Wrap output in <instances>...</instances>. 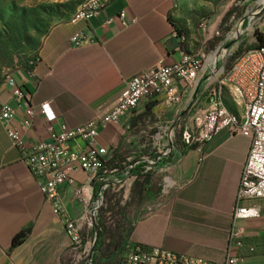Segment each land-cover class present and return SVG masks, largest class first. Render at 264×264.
<instances>
[{
  "label": "crops",
  "instance_id": "0c3cea01",
  "mask_svg": "<svg viewBox=\"0 0 264 264\" xmlns=\"http://www.w3.org/2000/svg\"><path fill=\"white\" fill-rule=\"evenodd\" d=\"M173 8L174 0H111L88 23L72 25L68 21L54 26L42 41L33 74L27 75L25 68L15 74L34 109L32 116L19 106L11 89H1L0 105L13 109L11 126L19 132L24 148H11L0 121V264H39L37 254L41 252L42 264H56L57 252L68 248L64 225L53 214L25 159L37 145L53 144V135L60 133L61 125L74 129L106 116L126 81L160 62L171 65L193 53L171 21ZM122 12L126 13L125 24L119 19ZM78 31L88 37L81 47L70 42ZM216 62V56L206 60L193 85L176 84L177 102L169 103L166 95H157L143 101L138 111L123 117L120 124L98 128V144L116 150L114 165L126 166L136 158L153 160L152 142L158 134L175 135L181 125L191 132L200 127L210 107L211 92L231 67H215ZM221 92L226 108L241 119L245 114L241 97L229 85ZM46 102L51 103L53 121L40 109ZM198 135L199 131L191 139L195 142ZM68 145L83 147L84 142L75 139ZM250 146L249 138L231 136L222 129L185 155L171 151L174 157L170 162L153 167L151 188L143 190L142 204L137 191L132 194L131 190L133 203L126 216L129 241L210 261H220L230 251L239 264H264V199L253 202L260 210L258 219L232 218ZM115 174L107 176L110 187L115 179L124 184L134 181L130 173H122L121 178ZM73 178L74 186H63V191L67 211L75 217L89 206L95 187L102 182L92 172L75 171ZM168 180L181 193L163 213L157 206ZM79 187H83L80 198L74 195ZM22 232L25 238L13 247L14 237ZM30 240L36 241L35 246L28 244ZM62 262L68 263L66 255Z\"/></svg>",
  "mask_w": 264,
  "mask_h": 264
},
{
  "label": "built area",
  "instance_id": "2783aa9c",
  "mask_svg": "<svg viewBox=\"0 0 264 264\" xmlns=\"http://www.w3.org/2000/svg\"><path fill=\"white\" fill-rule=\"evenodd\" d=\"M110 1L88 0L87 6L76 11L75 17L70 19L69 23L72 25L88 23L97 18ZM125 18V12L119 14V19L123 24H125ZM259 21L261 22L256 28L264 40V35L261 33L264 21L261 17ZM110 23L111 20L106 22V24ZM216 36H219L218 32ZM87 40L88 37L84 31H78L71 37L70 42L75 47H81ZM205 61L204 55L198 53L195 57L192 53H188L184 54L180 61L171 65L158 63L154 68L145 70L125 82V89L117 103L106 116L95 121V127H87V123L74 129L61 125L60 133L53 135V144H39L27 155L25 163L35 178L40 192L50 204L53 214L64 225L65 235L69 239L67 264H92L94 248L93 243L87 240L88 235L94 232L98 218L103 221L104 219L112 221V212L107 210L109 202L105 203L101 194L94 203L91 201L80 214L75 217L70 215L64 202L63 186H74L73 173L75 171L95 173L102 182L101 192L103 194L123 192L124 200L128 199L121 180L115 179L113 186L110 187L107 176H98L103 164L112 159L114 152L113 148L98 144V128L110 123L120 124L123 117L137 112L143 101L157 95H166L169 103L177 102L179 93L176 84L182 82L188 86L193 85ZM37 62L35 58L28 63L25 67L27 75L33 74ZM225 80L238 83L246 93L247 113L243 114L241 119H233L225 111L219 109L218 88L220 82ZM4 86L11 89L19 106L25 107L27 113L32 116L34 109L29 106L28 95L17 81L15 74L5 77ZM209 97L210 107L205 113L203 123L198 128L199 135L195 143L209 140L222 129L227 130L231 136L240 135L251 140L250 150L241 172L232 218L233 221L258 219L260 210L253 202L264 199V46L248 50L238 56L229 70L222 74ZM40 109L48 121L55 120L50 102L40 105ZM13 117L14 111L11 107L0 105V121L5 127L11 148L23 150L24 145L20 134L11 126ZM28 125L29 123L26 122L25 126ZM174 136L173 133L167 132L158 134L152 142L155 155L164 156L173 143ZM75 139H81L84 146H69V142ZM145 171L152 172L153 167L146 166ZM132 178L133 182L137 180L136 176ZM150 188V182L143 184L144 192H149ZM177 190L178 188L174 187L171 181H164L160 190V200H165L172 191ZM74 195L80 198L83 195V187L76 188ZM113 261L114 259L110 263ZM239 263L240 260L230 251L224 255L222 260L210 261L163 248L141 247L129 240L120 249L114 262V264Z\"/></svg>",
  "mask_w": 264,
  "mask_h": 264
},
{
  "label": "rangeland",
  "instance_id": "374dc122",
  "mask_svg": "<svg viewBox=\"0 0 264 264\" xmlns=\"http://www.w3.org/2000/svg\"><path fill=\"white\" fill-rule=\"evenodd\" d=\"M80 3L81 0H0V92L4 87L5 77L16 74L35 59L46 34L54 26L72 19ZM260 17L264 21V0H174L171 21L176 32L184 37V43L187 41L191 45L193 56L196 57L199 53L204 55L205 60L216 56L217 67L232 65L238 56L257 48L260 34L256 27L261 22ZM246 19H250L247 26L244 25ZM217 32L219 36H216ZM261 33L264 35V25ZM220 85L223 89L225 85L233 89L228 80L221 81ZM182 128L184 125L175 132L173 143ZM188 131L191 138L198 133V129ZM172 151L177 149L173 148ZM133 184L134 182L124 184L128 197L126 200L123 192L105 193L109 199L107 210L112 212V221L104 218V221L101 220L105 233L101 255L105 258L113 253L110 248L120 235L122 215L126 220L133 203ZM180 193L181 191H172L165 200H160L158 211L168 212ZM148 206L147 203L146 207ZM93 238V232H90L87 240L94 243ZM28 244L35 246L36 241L30 240ZM67 249L62 248L57 252L54 260L56 264H62L65 255L68 258ZM41 253L37 254L40 256L39 264L43 261ZM107 258L106 264H114L116 257H113L112 263Z\"/></svg>",
  "mask_w": 264,
  "mask_h": 264
},
{
  "label": "trees",
  "instance_id": "16d2710c",
  "mask_svg": "<svg viewBox=\"0 0 264 264\" xmlns=\"http://www.w3.org/2000/svg\"><path fill=\"white\" fill-rule=\"evenodd\" d=\"M250 23V19H246L244 21V25L247 26ZM264 46V40L262 38V35L260 34L259 36V45L258 47H262ZM197 147V143H195L190 136L189 131H186L184 128L180 129L178 136L175 139V142L171 144V146L167 149L165 154H168L166 157L165 156H157L156 158L151 160L148 159V161H141L140 158H136L135 160L138 161H132L130 163H127L126 166L123 165H114V161L113 158L115 156L116 150H114L113 152V157L110 161L106 162L103 164L102 169L100 171V173L98 174V176H109V175H117L118 178H121V174H132L133 176L137 177V180L134 182L133 184V189H132V194H134L135 191H137L139 199L141 204L143 203V199H144V195H143V184L145 182H149V179L151 177V173L152 172H146L145 171V167L146 166H159L160 164H165L167 162H170L172 160V158L174 157V154L171 153L172 149L175 148L177 149L179 155H185L189 150H193ZM122 161V160H120ZM116 169L115 173H112L114 170ZM118 174V172H120ZM105 173V174H104ZM122 181V179H121ZM102 188V184H99V186L95 187V192L93 195V199H92V203L95 202L96 198L98 197L99 194H101L103 196V199L107 202H109L108 200V196H106V194H103L101 191ZM103 213V210H102ZM122 215V212H121ZM125 216L122 215V221H120V235H118V240L114 243V245L110 248V250H112V254L109 255V257L107 258L109 260V263L112 261L113 257H116L119 253V250L123 247V245L130 239V235H131V229L129 227L128 222L124 219ZM25 232L19 233L18 235H16L13 239V247H16L18 245H20L22 243V240L25 238ZM104 232H103V228H102V223H101V219L98 218L97 220V224L96 227L94 229L93 232V239H94V243H93V248H94V255L92 258V264H106L107 260L105 258V256L101 255V249L104 245ZM139 245V244H138ZM141 247H145L146 246H142L139 245ZM111 253V251H110ZM98 256V258L100 256H102L101 258H96Z\"/></svg>",
  "mask_w": 264,
  "mask_h": 264
},
{
  "label": "bare ground",
  "instance_id": "6f19581e",
  "mask_svg": "<svg viewBox=\"0 0 264 264\" xmlns=\"http://www.w3.org/2000/svg\"><path fill=\"white\" fill-rule=\"evenodd\" d=\"M87 4H88V0H81L80 6H79L77 11H79V9H81V8L86 7ZM74 17H75V15L72 18H74ZM228 82L232 83L233 89L236 91V93L239 95V97H241V99L243 100L244 112L246 114L247 113V107H248V100H247L246 93L243 92V89L240 87V85L238 83L233 82L232 80H230V81L228 80ZM221 89H223V88L220 85V87L218 88L219 109H220V111H225V113L228 114L229 116H231L233 119H238L224 105L223 99H222ZM87 127H95V121H91V122L87 123Z\"/></svg>",
  "mask_w": 264,
  "mask_h": 264
}]
</instances>
